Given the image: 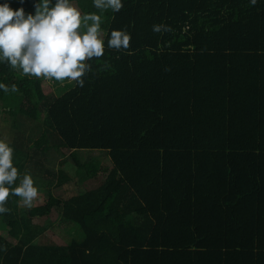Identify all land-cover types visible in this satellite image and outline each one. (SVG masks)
Wrapping results in <instances>:
<instances>
[{"label":"trees","instance_id":"obj_1","mask_svg":"<svg viewBox=\"0 0 264 264\" xmlns=\"http://www.w3.org/2000/svg\"><path fill=\"white\" fill-rule=\"evenodd\" d=\"M70 1L102 17L104 56L86 61L83 87L44 92L0 62V83L18 89L0 99L19 175L28 161L49 185L61 157L83 175L26 213L9 196L0 264H264V0H121L117 13ZM41 2L13 0L25 17ZM112 30L129 50L108 48ZM53 210L81 234L34 240Z\"/></svg>","mask_w":264,"mask_h":264},{"label":"clouds","instance_id":"obj_2","mask_svg":"<svg viewBox=\"0 0 264 264\" xmlns=\"http://www.w3.org/2000/svg\"><path fill=\"white\" fill-rule=\"evenodd\" d=\"M255 2L251 0L253 5ZM50 3L51 0H42L35 6V14L27 17L22 9L13 11L7 3L0 5V62L22 70L25 76L70 81L83 87V77L91 71V64L86 61L104 56L102 17L95 13L82 15L70 0H56L54 6ZM93 6L101 12L110 9L114 13L123 8L121 0H93ZM153 31L162 33L171 29L157 24L153 25ZM130 40L126 30H112L108 48L129 50ZM103 67H109L107 62ZM0 90L18 91L15 85L9 88L4 83H0ZM18 177V169L13 166V148L0 139V214L9 212L5 204L10 195L20 197L29 208L38 197V189L28 173L12 187Z\"/></svg>","mask_w":264,"mask_h":264},{"label":"rangeland","instance_id":"obj_3","mask_svg":"<svg viewBox=\"0 0 264 264\" xmlns=\"http://www.w3.org/2000/svg\"><path fill=\"white\" fill-rule=\"evenodd\" d=\"M7 3V5L13 10V11H17V8L14 6L13 4V0H0V5H3ZM73 4V3H72ZM75 7L76 5L73 4ZM78 8V7H77ZM79 9V8H78ZM80 10V9H79ZM20 73H22V70H18ZM32 77V76H30ZM42 79V88L44 92H53L55 94L60 93V91L62 89H64L65 86H68V83L70 81H64V82H57V81H48L45 80L43 78ZM11 119L12 116L10 113L7 112V110L5 109V106L3 104L2 99H0V139L5 140L7 143H10V141L12 140L13 136H14V132L11 130ZM44 124V123H41ZM67 152V151H65ZM88 153H90L91 156H96L100 159H102V164L106 165L108 164V160H107V156H106V152L103 150H81L78 152V154L80 155V157H84L85 155H87ZM14 156V155H13ZM56 167V176L54 178H52V181L49 185H47L44 181H41L42 179H44L42 176L37 175L36 173H30L29 170H27V166L28 169L29 167V163L28 161L25 163L24 168L21 172V174L19 175L16 184L14 185V187L16 185L19 184L20 182V178H22V176L25 173H28L32 176L33 181H34V186L37 187L38 189V197L33 201V206L43 203L49 193L47 192V190H51L52 193L54 195L59 196L60 198L63 197H67L68 195L72 194L74 191H76V189L79 187V185L77 184V180H79L82 177V171L76 170L74 164H72L67 158H59L56 160L55 163ZM36 174V175H35ZM68 175L69 177H71L70 180L68 181H64L61 186L56 187L55 181L57 180V178H59L60 176H64ZM104 172L103 171H99L98 175L93 178V179H89L88 180V184L90 185H97L99 182L102 181L103 177H104ZM44 176L47 178H49V176L47 174L44 173ZM63 190V191H61ZM61 192V193H60ZM14 204L16 206V209L20 212V213H26V211L29 209V207H26L23 205L21 198L20 197H14ZM13 204V203H11ZM32 206V207H33ZM31 208V207H30ZM57 211L53 210L52 213L49 215L51 217H46V219L44 218L43 222L44 225L47 224H51L49 228V231H45L44 233L38 237H35L34 240H57V241H67L68 239H70L73 236H79L81 234V229L79 228V226L73 224V226H69L68 227H62L60 226V221H58V215H57ZM41 222V220H40ZM65 223V222H64ZM2 229L0 228V233H2Z\"/></svg>","mask_w":264,"mask_h":264},{"label":"crops","instance_id":"obj_4","mask_svg":"<svg viewBox=\"0 0 264 264\" xmlns=\"http://www.w3.org/2000/svg\"><path fill=\"white\" fill-rule=\"evenodd\" d=\"M71 3L75 4L74 2L70 1Z\"/></svg>","mask_w":264,"mask_h":264}]
</instances>
